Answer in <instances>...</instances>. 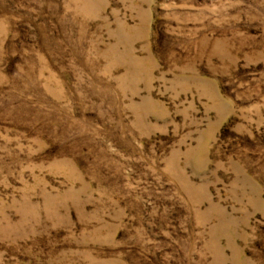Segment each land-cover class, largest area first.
<instances>
[{
    "label": "rangeland",
    "instance_id": "374dc122",
    "mask_svg": "<svg viewBox=\"0 0 264 264\" xmlns=\"http://www.w3.org/2000/svg\"><path fill=\"white\" fill-rule=\"evenodd\" d=\"M0 264H264V0H0Z\"/></svg>",
    "mask_w": 264,
    "mask_h": 264
}]
</instances>
